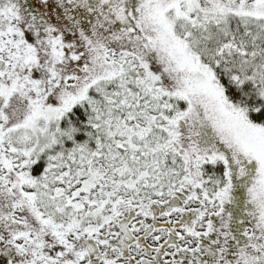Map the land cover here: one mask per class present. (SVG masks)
I'll list each match as a JSON object with an SVG mask.
<instances>
[{"label": "snow or ice", "instance_id": "snow-or-ice-1", "mask_svg": "<svg viewBox=\"0 0 264 264\" xmlns=\"http://www.w3.org/2000/svg\"><path fill=\"white\" fill-rule=\"evenodd\" d=\"M0 264H264V0H0Z\"/></svg>", "mask_w": 264, "mask_h": 264}]
</instances>
